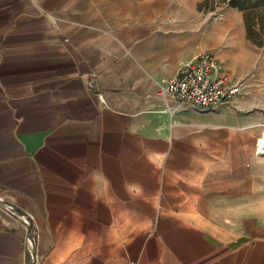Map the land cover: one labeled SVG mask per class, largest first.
<instances>
[{
    "label": "crops",
    "instance_id": "crops-1",
    "mask_svg": "<svg viewBox=\"0 0 264 264\" xmlns=\"http://www.w3.org/2000/svg\"><path fill=\"white\" fill-rule=\"evenodd\" d=\"M198 0H0V196L38 264H264V57ZM210 52L216 111L164 92ZM0 220V264H31Z\"/></svg>",
    "mask_w": 264,
    "mask_h": 264
},
{
    "label": "built area",
    "instance_id": "built-area-1",
    "mask_svg": "<svg viewBox=\"0 0 264 264\" xmlns=\"http://www.w3.org/2000/svg\"><path fill=\"white\" fill-rule=\"evenodd\" d=\"M164 92L181 104L212 112L231 103L240 94L241 86L222 69L214 54L201 52L181 67L178 74L169 80ZM260 155H264L261 146ZM0 201V220L9 215L22 223L26 230L25 252L30 256L31 264H38L33 218L17 211L15 205L6 204L2 196Z\"/></svg>",
    "mask_w": 264,
    "mask_h": 264
},
{
    "label": "rangeland",
    "instance_id": "rangeland-1",
    "mask_svg": "<svg viewBox=\"0 0 264 264\" xmlns=\"http://www.w3.org/2000/svg\"><path fill=\"white\" fill-rule=\"evenodd\" d=\"M198 6L209 18L219 17L223 13L219 11L225 8L239 10L247 28L248 39L260 48L264 57V0H198ZM14 220L19 221L16 217Z\"/></svg>",
    "mask_w": 264,
    "mask_h": 264
},
{
    "label": "water",
    "instance_id": "water-1",
    "mask_svg": "<svg viewBox=\"0 0 264 264\" xmlns=\"http://www.w3.org/2000/svg\"><path fill=\"white\" fill-rule=\"evenodd\" d=\"M0 202H1V201H0ZM5 203H6V204H11V203H9L8 201H5ZM15 208H16V210L19 211L20 213L25 214V215H28V214H26L25 212H23L22 210L18 209L16 206H15Z\"/></svg>",
    "mask_w": 264,
    "mask_h": 264
},
{
    "label": "bare ground",
    "instance_id": "bare-ground-1",
    "mask_svg": "<svg viewBox=\"0 0 264 264\" xmlns=\"http://www.w3.org/2000/svg\"><path fill=\"white\" fill-rule=\"evenodd\" d=\"M263 152H264V146H263Z\"/></svg>",
    "mask_w": 264,
    "mask_h": 264
}]
</instances>
